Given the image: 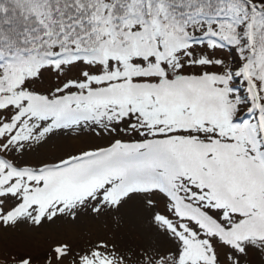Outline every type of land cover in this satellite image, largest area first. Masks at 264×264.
<instances>
[{"label":"snow or ice","instance_id":"1","mask_svg":"<svg viewBox=\"0 0 264 264\" xmlns=\"http://www.w3.org/2000/svg\"><path fill=\"white\" fill-rule=\"evenodd\" d=\"M130 207L159 243L44 264L264 257V0H0V229Z\"/></svg>","mask_w":264,"mask_h":264},{"label":"rangeland","instance_id":"2","mask_svg":"<svg viewBox=\"0 0 264 264\" xmlns=\"http://www.w3.org/2000/svg\"><path fill=\"white\" fill-rule=\"evenodd\" d=\"M88 134L71 137L68 143L73 151L85 146ZM52 152L58 147L49 146ZM108 240L120 245L124 250L148 248L159 243L147 221L134 209L127 208L119 217H93L84 213L78 221L57 220L33 230L28 225L16 229H0V259L5 251L30 253L34 264H44L52 246L67 243L74 250L91 247L100 240ZM251 264H264V257L253 255Z\"/></svg>","mask_w":264,"mask_h":264}]
</instances>
